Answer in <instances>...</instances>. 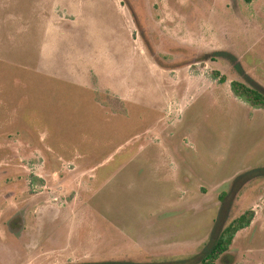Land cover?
I'll return each instance as SVG.
<instances>
[{
	"label": "rangeland",
	"instance_id": "374dc122",
	"mask_svg": "<svg viewBox=\"0 0 264 264\" xmlns=\"http://www.w3.org/2000/svg\"><path fill=\"white\" fill-rule=\"evenodd\" d=\"M232 79L264 90V0H0V264L194 261L248 208L215 264H264Z\"/></svg>",
	"mask_w": 264,
	"mask_h": 264
},
{
	"label": "trees",
	"instance_id": "16d2710c",
	"mask_svg": "<svg viewBox=\"0 0 264 264\" xmlns=\"http://www.w3.org/2000/svg\"><path fill=\"white\" fill-rule=\"evenodd\" d=\"M215 54H224L230 57V54H228L224 50H213L211 54V58L215 57L216 56ZM236 65H238V63ZM213 74L218 76L219 81L225 80V76L223 74H219L218 71H213ZM230 88L235 96L247 102L249 105L264 109L263 89L242 79H232L230 81ZM253 215H254V210L252 208H248L243 212H241L240 214L231 218L220 229L215 239L205 249L203 255L199 259L180 263V264H215V262L220 257V255H222L228 250L235 233L239 229L247 226L252 220ZM79 264H88V263L81 262ZM90 264H130V263H124L117 260L116 261L106 260V261L93 262Z\"/></svg>",
	"mask_w": 264,
	"mask_h": 264
}]
</instances>
